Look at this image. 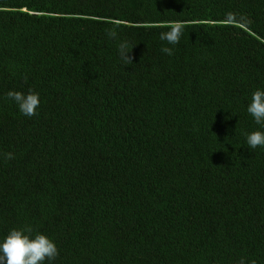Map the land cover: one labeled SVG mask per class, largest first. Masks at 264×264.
<instances>
[{
    "label": "trees",
    "instance_id": "trees-1",
    "mask_svg": "<svg viewBox=\"0 0 264 264\" xmlns=\"http://www.w3.org/2000/svg\"><path fill=\"white\" fill-rule=\"evenodd\" d=\"M257 89L264 0H0V243L31 227L59 250L43 264H264ZM30 90L26 117L7 93Z\"/></svg>",
    "mask_w": 264,
    "mask_h": 264
},
{
    "label": "clouds",
    "instance_id": "clouds-1",
    "mask_svg": "<svg viewBox=\"0 0 264 264\" xmlns=\"http://www.w3.org/2000/svg\"><path fill=\"white\" fill-rule=\"evenodd\" d=\"M167 27L169 30L160 34V40L166 41L170 45L179 44L184 31L183 23L175 21ZM108 36L115 38L116 33L109 31ZM133 47L134 45L130 46L127 41L118 45L120 59L125 65L133 64L134 58L130 55ZM161 52L172 55L173 49L162 47ZM7 98L14 101L24 116L37 115V109L41 103L38 93L32 90L28 93L9 91ZM247 111L257 124H264V89H257L252 93ZM246 139L249 149L264 147V132L262 131H253L247 134ZM5 158L12 160L15 157L13 153L9 152L5 154ZM32 232L31 227L10 230L5 240L0 243V264H43L46 259L54 261L59 256L58 247L53 240L42 233L31 238ZM239 264H245V261L241 259ZM251 264H255V261H252Z\"/></svg>",
    "mask_w": 264,
    "mask_h": 264
}]
</instances>
